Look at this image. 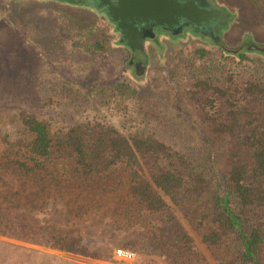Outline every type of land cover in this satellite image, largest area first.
Segmentation results:
<instances>
[{
    "label": "rangeland",
    "instance_id": "1",
    "mask_svg": "<svg viewBox=\"0 0 264 264\" xmlns=\"http://www.w3.org/2000/svg\"><path fill=\"white\" fill-rule=\"evenodd\" d=\"M220 2L231 13L224 36L227 51H244L248 45L264 50V15H257L249 0ZM74 3L0 0V164L7 161L8 152L27 153L34 135L21 121V113H26L48 122L54 132L88 121L112 125L125 135L155 131L192 152L207 169L216 156V166L226 172L227 140L214 138L206 126L195 122L196 98L212 93L198 85L209 82L208 87L227 89L232 74L264 66V54H249L251 60L242 61L202 36L159 33L161 40L148 46L149 56L140 55L148 67L139 76L130 64L133 54L104 14L107 10L95 0ZM69 17L92 26L94 39L105 40L107 52L74 47L65 30ZM197 50L209 55L202 57ZM38 189L0 166V216L6 221L1 231L9 233L8 225L25 217L43 230L34 242L0 232V264H170L165 255L144 250L139 241L142 228L131 226L116 212L130 200L127 186L111 193L77 184L53 188L50 198L39 196ZM5 196L13 202H6ZM174 209L203 254L211 258L182 213ZM49 227L77 230L87 250L75 254L51 248L46 242ZM131 242L136 244L126 248ZM121 249L133 253V259H117Z\"/></svg>",
    "mask_w": 264,
    "mask_h": 264
},
{
    "label": "trees",
    "instance_id": "2",
    "mask_svg": "<svg viewBox=\"0 0 264 264\" xmlns=\"http://www.w3.org/2000/svg\"><path fill=\"white\" fill-rule=\"evenodd\" d=\"M249 1L257 15H264V0ZM67 20L65 30L74 47L107 52L106 41L94 39L92 26L74 17ZM260 50L230 54L249 61V54H264ZM195 53L209 55L206 50ZM207 84L198 85L212 93L196 98L195 122L206 126L214 138L227 140L226 172L216 166V156L207 169L192 152L155 131L125 135L112 125L88 121L54 132L48 122L26 113L20 118L34 139L26 145L27 153L8 152L0 166L37 184V194L46 198L53 188L77 184L111 193L127 186L130 200L116 212L131 226L142 228L139 241L144 250L165 255L170 264H264V66L232 74L227 89ZM5 200L13 202L8 196ZM174 207L211 258L203 254ZM5 223L0 216V228ZM10 225L9 233L0 232L19 241L34 242L43 232L26 217ZM76 232L49 227L46 242L56 250L84 254Z\"/></svg>",
    "mask_w": 264,
    "mask_h": 264
},
{
    "label": "water",
    "instance_id": "3",
    "mask_svg": "<svg viewBox=\"0 0 264 264\" xmlns=\"http://www.w3.org/2000/svg\"><path fill=\"white\" fill-rule=\"evenodd\" d=\"M100 7L107 10L110 20L121 32V41L132 51L133 56L130 62L135 66L137 75L144 74L147 62L141 59L140 55H145V40L152 36L154 27H161L172 31L174 27L182 28L185 25H196L197 27L207 19H216L213 13L218 7L213 0H195L193 3L187 0H95ZM206 4L207 6H204ZM223 14L224 25L227 15ZM212 14V15H210ZM215 22V21H213ZM144 24V28L141 25ZM218 25L215 32L219 31ZM216 40V39H215ZM222 44L219 43V46ZM250 51L260 50L256 45H250ZM242 50L228 51L229 53H239ZM263 51V50H260ZM136 61V62H135Z\"/></svg>",
    "mask_w": 264,
    "mask_h": 264
},
{
    "label": "flooded vegetation",
    "instance_id": "4",
    "mask_svg": "<svg viewBox=\"0 0 264 264\" xmlns=\"http://www.w3.org/2000/svg\"><path fill=\"white\" fill-rule=\"evenodd\" d=\"M171 1L172 0L169 1V4H171L173 6L174 3H171ZM187 1L193 3L195 0H187ZM203 1H205V0H203ZM213 1L216 3V6L218 7L215 11H213V13L216 14V19H212L211 21L209 19H207L205 21V23L202 22L201 24H199L198 27L196 25L190 24V25H185L179 29H178L179 26L174 27V29L172 31H170V30L168 31V30H165V29H163L161 27H157V26L154 27L152 29V36L149 38L147 37L145 40V49H144L145 55L149 56V51H148L149 47L148 46H149L150 42L152 43L156 40L157 41L161 40L160 39L161 37L159 38V33H165L167 35H170L171 37L172 36L175 37L178 35L179 36L183 35L185 32H188L187 33L188 35L191 34V35L202 36L203 38L207 39L210 43H212L215 47L221 49L222 51L228 52L227 49L225 48V45H224L226 42L224 36H225V33L228 32L227 31L228 29H225V28L227 26H229L231 23V19H230L231 13L230 12L228 13V11H229L228 8H226L228 10L227 11L224 7L221 6L220 0H213ZM64 6H68V5H64ZM204 6H207V5L204 4ZM68 7H71V6H68ZM220 9L223 10L225 12V14L227 15V20H225L224 25H222V22L224 21V19H223L224 15L220 13ZM104 14L108 17L106 12ZM104 14H100V15H104ZM210 15H212V14H210ZM213 21H215V22H213ZM218 25L220 26L219 31L215 32V29ZM114 27L116 28L119 36L122 37L121 32L117 29V26L115 24H114ZM144 27H145L144 24H142L141 28H144ZM219 43H221L222 45L219 46ZM131 54H133L132 51H131ZM132 56L133 55H131L130 60H132ZM147 67H148V63H147ZM134 68H135V66H134Z\"/></svg>",
    "mask_w": 264,
    "mask_h": 264
},
{
    "label": "built area",
    "instance_id": "5",
    "mask_svg": "<svg viewBox=\"0 0 264 264\" xmlns=\"http://www.w3.org/2000/svg\"><path fill=\"white\" fill-rule=\"evenodd\" d=\"M117 259L121 260V261H131L134 257V254L126 251V250H117Z\"/></svg>",
    "mask_w": 264,
    "mask_h": 264
}]
</instances>
